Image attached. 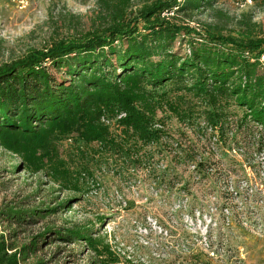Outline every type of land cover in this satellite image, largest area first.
<instances>
[{
	"label": "trees",
	"instance_id": "obj_1",
	"mask_svg": "<svg viewBox=\"0 0 264 264\" xmlns=\"http://www.w3.org/2000/svg\"><path fill=\"white\" fill-rule=\"evenodd\" d=\"M101 1L106 25L0 65V148L18 157L25 171L43 173L65 191H80L96 157L116 156L128 166L148 168L149 147L167 136L164 118L158 119L165 108L180 122L204 118L224 137L237 130L245 140L256 125L264 133L263 36L192 27L195 16L213 8L212 0H156L135 17L129 16L132 0ZM165 12L173 15L163 18ZM167 84L186 107L157 93ZM71 138L83 145L63 155L61 143ZM258 150H264L263 138ZM71 201L1 210L0 264H28L57 242L83 245L63 264L85 258V264H104L109 245L78 225L46 228L21 246L15 243L21 227L71 210ZM2 225L15 229L6 234Z\"/></svg>",
	"mask_w": 264,
	"mask_h": 264
},
{
	"label": "rangeland",
	"instance_id": "obj_2",
	"mask_svg": "<svg viewBox=\"0 0 264 264\" xmlns=\"http://www.w3.org/2000/svg\"><path fill=\"white\" fill-rule=\"evenodd\" d=\"M155 1L132 0L129 16ZM241 2L212 0L213 8L195 16L191 25H210L234 37H264V0L245 7ZM107 13L101 0H34L26 10L0 3V65L95 31L107 24ZM173 88L167 84L157 93H168L167 101L186 107L172 94ZM194 107L203 109L198 102ZM161 118L167 136L163 144L149 147L148 168L128 166L116 156L96 157L89 161L90 174L80 191H65L43 173L29 174L18 157L0 148V211L54 208L72 200L71 210L21 227L15 243L21 246L46 228L72 224L90 229L109 245L104 264H264L261 127L256 125L244 140V132L237 130L224 137L204 118L180 122L168 108L159 112ZM112 130L120 135L116 126ZM82 145L75 138L66 139L61 151L67 155ZM2 228L6 234L15 229ZM82 247L57 242L45 246L28 264L38 259L63 264L72 250ZM60 249L65 252L53 258Z\"/></svg>",
	"mask_w": 264,
	"mask_h": 264
},
{
	"label": "built area",
	"instance_id": "obj_3",
	"mask_svg": "<svg viewBox=\"0 0 264 264\" xmlns=\"http://www.w3.org/2000/svg\"><path fill=\"white\" fill-rule=\"evenodd\" d=\"M46 2H51L54 0H45ZM34 0H0V3L12 4L15 5L20 10H26L33 4ZM254 4V0H242L241 6H251ZM173 13L165 12L163 13V17L172 16Z\"/></svg>",
	"mask_w": 264,
	"mask_h": 264
}]
</instances>
